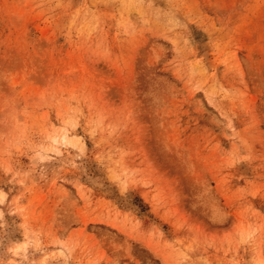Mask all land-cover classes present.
I'll list each match as a JSON object with an SVG mask.
<instances>
[{
  "label": "rangeland",
  "instance_id": "374dc122",
  "mask_svg": "<svg viewBox=\"0 0 264 264\" xmlns=\"http://www.w3.org/2000/svg\"><path fill=\"white\" fill-rule=\"evenodd\" d=\"M0 264H264V0H0Z\"/></svg>",
  "mask_w": 264,
  "mask_h": 264
}]
</instances>
